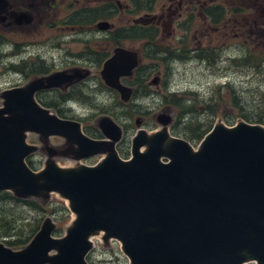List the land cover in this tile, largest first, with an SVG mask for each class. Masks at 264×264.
<instances>
[{"label":"water","instance_id":"1","mask_svg":"<svg viewBox=\"0 0 264 264\" xmlns=\"http://www.w3.org/2000/svg\"><path fill=\"white\" fill-rule=\"evenodd\" d=\"M11 10L9 0H0V25L32 23L27 14ZM156 18L142 17L134 24L148 26ZM98 27L106 31L112 25L103 21ZM139 65L140 53L123 47L104 64L105 84L124 102L133 90L121 78ZM84 77L56 73L1 94L0 192L46 202L59 194L75 219L61 238L48 217L22 250L0 243V264H89L92 238L100 233L105 243L122 244L130 264H264V126L241 121L228 127L219 121L195 149L172 136V118L162 115L160 130H138L133 158L124 161L115 148L123 130L114 120H100L107 141L92 140L81 123L61 119L36 99L40 91ZM28 133L46 145L52 136L65 138L78 146L77 161L107 156L96 166L71 168L49 159L36 172L27 159L39 149L27 143Z\"/></svg>","mask_w":264,"mask_h":264},{"label":"flooded vegetation","instance_id":"2","mask_svg":"<svg viewBox=\"0 0 264 264\" xmlns=\"http://www.w3.org/2000/svg\"><path fill=\"white\" fill-rule=\"evenodd\" d=\"M9 1L12 5L11 12L27 14L31 18L32 23L18 25L14 21H11L8 26H3L7 30L9 29L8 27L14 26L18 29L20 34H25L26 32H29L31 28H37L40 25H44L45 27L49 26L50 29L58 27L57 25H63L64 29L73 33L71 36V41L69 42H55V40L46 39L42 43L43 46H47V44L52 43L51 51L47 52L46 54H43L37 49L36 53H30L28 52V48H26L32 46L30 42H17L16 45L19 48V54L17 57L26 54L29 55L27 58L21 60L19 63L20 66H24L27 62L32 61L36 64L35 73L29 78V76L25 73L8 69L10 72H13L16 75H22L27 79L32 78V80L65 72L68 75L74 76H78L79 72L81 75H84V78L80 80L76 79L74 82L68 85L51 90H43L36 94V99L39 95L52 97L51 102L55 103L58 107L67 109V111L60 109L63 111V113L75 111V108L72 105H75L76 107L79 104L86 105L87 103L94 104L96 108H99L100 103H104L106 101H112V106H114V108L119 106L122 108H128L127 106L130 107L131 105L140 107L142 105V101L150 99L149 95H151V92L145 94V91H147V89H151V86H155L158 89L164 87V90H166L167 93L169 92V89H171V82L168 78L169 75L174 72L175 68L172 64L174 61L170 64L162 63L161 69L157 65L144 64V59L151 60L149 54H151L153 49L152 42L148 39H142V37L139 39H125L123 41H119V31L127 30V32H129L132 27L153 28L158 31L157 38L160 43L158 46L159 49L174 53L177 55V59L181 63H188L194 60L198 62L200 66L205 65L206 69L210 71L217 68L219 69V67L226 62L232 63V61L241 60L242 58L245 59L247 53L251 50L248 45V36L251 41L254 38L255 41H262V44L264 40V1L261 0H253L250 3L252 8L250 9V14L247 12L248 2L246 3V0H171L176 5L175 9L170 7L165 12L167 5L163 4L164 6L162 8L163 11L161 15H147L157 17L153 24L148 26L135 25V19L128 20V23H131H127L124 26H119L117 24V20L113 19L114 16L118 14L119 10L121 11V9L122 14H124L125 11L126 13H130L132 11L130 6H126L124 8L119 7L118 10L112 11L111 18L107 20H92L93 17H90L89 14H92L93 11L100 10L105 3L112 4L115 0ZM92 1H96L94 2L95 7H89L90 5L88 3ZM161 2L162 1H160V3ZM50 13L52 15H50ZM103 21L109 22L112 27L106 31L99 29L98 23ZM2 33L5 34L4 32ZM138 42L140 44L138 50L130 49L126 45L127 43ZM63 43L65 46H63ZM256 43L259 44V42ZM74 46L79 47L77 50H74ZM118 47L135 50L140 53L139 67L133 71L131 76L121 78V82L133 90L131 100L129 102H124L119 92L108 87L102 77V71L105 62L113 56L115 49ZM251 51L253 52V50ZM62 52H64V57L62 60L56 59V56L54 55L56 53L59 54ZM49 55L51 56L48 58ZM224 69L227 70L228 67H224ZM22 85V83H18L16 87H20ZM107 94L110 96V98L106 97V101L99 100V97H105ZM37 101L40 104L42 102H40L38 99ZM51 110L52 113L58 112L53 108H51ZM100 119L97 122L99 127ZM158 119H160V116ZM84 129L86 128L84 127ZM86 135L90 139L96 141L108 140L105 136L100 137L98 135H91V137L88 134ZM59 138L62 139V142L55 144L52 143L50 139L49 144L46 145L43 139L37 135L38 142L41 144V146L31 144L27 141L29 145L36 146L39 149L27 159V164L29 166L32 165V160H34V158L40 157L39 154H43L46 156V160L41 162L43 164V166H41L42 169L45 167V164L49 159L54 160L57 164L58 160L60 159L69 161L67 165L62 166L58 164L62 168H71L78 165L96 166L107 156V154L95 155L77 161L75 156L78 151V146L69 144L65 138ZM123 138L124 131L121 141L115 145V148L119 156L124 161H130L133 158L132 146L131 157L129 159H125L124 157L126 156V150L123 147ZM48 147H51V149L55 152V156L49 155ZM31 168L35 171L33 167ZM1 193H9L15 200L23 201L22 199L15 197L10 191L0 192V194ZM28 200H42L45 202V204L48 202L43 199Z\"/></svg>","mask_w":264,"mask_h":264},{"label":"rangeland","instance_id":"3","mask_svg":"<svg viewBox=\"0 0 264 264\" xmlns=\"http://www.w3.org/2000/svg\"><path fill=\"white\" fill-rule=\"evenodd\" d=\"M13 1V0H12ZM107 1V0H105ZM120 2L121 6L119 7H126L130 6L132 10L130 13L122 14L119 10L118 14L114 16V20H117V24L119 26H124L128 23V20L139 19L142 17H147L148 14H162V8L164 5H167L165 12L168 8L175 9L176 5L171 0H156L154 3V7L151 11L145 12L141 10L137 15H134L135 6L130 3V0H115V2ZM160 1H162L160 3ZM171 1V2H168ZM253 0H246L248 2V14L251 13V6L250 3ZM264 1V0H261ZM96 1H92L88 3L89 7H95ZM11 3V2H10ZM13 3V2H12ZM221 3V2H220ZM164 4V5H163ZM171 5V6H170ZM246 6V5H245ZM177 14V13H176ZM50 15H52L50 13ZM257 16V15H255ZM232 17V16H231ZM131 23V22H130ZM128 23V24H130ZM201 24V23H200ZM58 27L50 29L49 26L40 25L37 28H31L29 32L25 34H20L16 27H8L7 30L2 25H0V32H4L6 36H9L13 42H25L28 41L32 44V46L26 47L28 48V52L36 53V49L43 54L51 51L52 43L47 44V46H43V42L46 39L55 40L57 41H71V36L73 35L72 32L69 30L64 29L63 25H57ZM248 45L251 50H264V40L263 44L260 40L252 41L247 38ZM234 41V40H232ZM256 42H259L257 44ZM261 43V44H260ZM7 47H0V54L4 53L5 51H12L14 50L15 46L12 42L6 43ZM37 44V45H36ZM130 49H139L140 44L138 43H127L126 44ZM63 46L65 44L63 43ZM263 46V48H262ZM79 47V46H78ZM77 46H74L73 49L77 50ZM250 50V51H251ZM37 51V52H38ZM8 53V52H7ZM62 53H56V59L62 60L64 57ZM62 55V56H61ZM29 55H22L20 57H13L12 59H7L6 56L3 58V63L0 60V107L2 106L3 100L1 99V94L7 89H11L16 87L18 83H22V86L27 85L29 82L32 81L33 75H29V78H24L22 75H16L13 72H10L9 65L13 62L15 64H19L22 59L27 58ZM47 56V55H46ZM51 55L48 56V58ZM183 62V61H182ZM143 63L145 64H153L157 65L162 68V63L158 61H152L149 59H144ZM51 64V61H50ZM245 64L241 62L237 63H224L222 64L219 69L215 70H207L205 65L200 66L198 62L192 61L188 63H181L179 61L173 63L174 72L169 75V81L171 82V89H169L170 93H178L179 95L185 92H196L198 93L194 103L199 110V117L201 122H205L206 128L210 125L213 126L221 121L226 126L232 127L235 126L237 123L241 121H245L249 124L253 125H262L260 123H256L253 120V116L257 117L260 114L261 109L264 107V74H258L256 72L250 71L244 66ZM224 67H228V69H224ZM98 78V77H97ZM100 80V77H99ZM227 82H231L230 84L235 87L237 91L238 98L240 99L244 114L248 115V118H241L239 113L240 110H235L233 106H231L232 101L229 97L227 89L221 91L222 99L226 102L224 104H220V101L217 99L215 102L217 103L218 107V115L213 116L211 115L207 109L205 108L206 103L211 98H215V95L218 93V87L223 85ZM151 92L149 95L150 99H146L142 101V105L140 107L131 105L128 108L116 107L112 106V101H106V97L110 98L107 94L105 97H99L100 101H106L104 103H100V107L96 108L94 104H79L75 107V111H68L64 113L54 112L61 118L68 119V120H75L82 123L83 131L88 134L89 136H104L100 131V127L98 126V120L101 118H105L109 116V118H113L119 127L124 131V149L126 150V158L131 157V146L132 140L137 135L138 130L143 129L147 131L148 134H153L157 130L161 129V124L158 122L159 116L162 115H169L172 118V123L170 124V130L172 136L177 138H182L189 141L195 149L198 148L200 145V141H191L189 140L186 133H183L182 127L173 128V123L177 118V111L173 107L166 106L163 100V93H167L164 90V87L158 89L155 86H151V89H147ZM175 93V94H176ZM154 95V96H153ZM155 98V99H154ZM39 101L42 102H51L52 97L41 96L39 95L37 98ZM94 103V102H93ZM233 105V104H232ZM44 106V105H43ZM46 107V106H44ZM50 111L51 108L46 107ZM64 111L67 109H63L62 107H58ZM77 108V109H76ZM139 112V113H138ZM64 115V116H63ZM84 119V120H81ZM100 119V120H101ZM251 119V120H249ZM140 120L142 122L141 127H137L136 121ZM84 127L86 129H84ZM50 137L51 142L58 144L62 142V139L59 137ZM92 137V136H91ZM49 139V141H50ZM27 141L31 144H35L41 146L38 142L37 135L33 133H28ZM50 146V145H49ZM40 157L34 158L32 167L35 171H40L43 166L41 163L46 160V156L43 154H39ZM164 161H167L164 159ZM30 162V161H29ZM69 161L60 159L58 160L59 165H67ZM40 205L45 206L48 209L47 212H39L35 211L33 208L25 206L21 203H8L5 205L6 210L4 211V215L2 217H6L5 215H10L12 217H6L5 219H13V217L19 221V226L21 228H25V232L29 233L31 229L36 228L39 225L41 227L42 223L47 217H52L53 221L58 226L60 233H56L55 237L61 238L65 235L66 230L69 226H71L72 221L75 219L74 214H72L68 209V201L63 199L59 194H52L50 200L45 204L42 200H36ZM66 209L68 214H65ZM53 211V212H52ZM14 220V219H13ZM12 223H15L13 221ZM25 226V227H24ZM30 226V227H29ZM7 229H0V243L6 244L4 235ZM39 232V231H38ZM104 233H100L99 235L92 238L94 243V249L87 257V261L89 264H130L128 257L124 255L121 249V244L116 240H111L109 244H105L103 241ZM13 249V248H12Z\"/></svg>","mask_w":264,"mask_h":264},{"label":"trees","instance_id":"4","mask_svg":"<svg viewBox=\"0 0 264 264\" xmlns=\"http://www.w3.org/2000/svg\"><path fill=\"white\" fill-rule=\"evenodd\" d=\"M156 0H130V3L135 6V12L134 15H137L141 10L148 12L151 11L154 7V3ZM117 2H113L112 4L105 3L102 8L98 11H93L92 14H89L90 17H93L92 20H99L104 19L107 20L111 18L112 11L118 10L119 6L121 4ZM131 29V28H130ZM158 31H156L153 28H136L132 27V29L127 32V30L119 31L118 39L119 41L127 40V39H139L142 37V39H148L152 42L153 49L151 54H149V57L152 61H158L160 63H166L170 64L173 61H179L177 59V55L171 52H166L165 50H161L158 48L160 45L158 38ZM12 42L14 45H16V42H13L9 36H6L5 34L0 32V47L3 45H6V43ZM1 50V49H0ZM0 54V60L3 63L4 56ZM19 54V48L16 45L14 48V51L11 52L9 56L6 57H16ZM11 59V58H7ZM243 62L245 64L244 66L248 69H251L250 71L256 72L258 74H264V50H254L249 51L245 57V59L232 61V63L237 62ZM173 64V63H172ZM10 70L25 73L28 76L35 73V67L36 64L31 62H27L24 66H20V64L11 63L9 66ZM41 69V68H40ZM169 69V68H167ZM44 72V71H43ZM231 82L225 83L223 85H220L218 89V94L215 95V98H211L208 103H206L205 108L207 111L213 115H218V110L216 109L218 107L217 103L215 102L217 99L220 101V104L226 103L222 99V89H227L229 97L231 98L233 108L235 110H240V117L241 118H248V115L244 114V109L242 106V103L240 99L238 98L237 91L235 90V87L230 84ZM145 94H148L150 91H145ZM151 94V93H150ZM163 100L164 104L169 107H173L178 115L176 120L173 123V128H179L182 127L183 133H186L189 140L191 141H201L212 129V125H210L208 128H206L205 122L200 121L199 110L197 109L194 100L198 93L196 92H185L181 95L178 93H163ZM41 102V101H40ZM264 103V101H263ZM42 105L53 108L59 113H63L58 106L53 102H41ZM121 107V106H120ZM126 107V106H125ZM129 107V106H127ZM251 120V119H249ZM253 120L256 121V123L264 124V107L261 109V112L257 117L253 116ZM32 167V165H30ZM10 202L14 203H21L25 206L33 208L35 211L39 212H47V208L40 205L36 200H23V201H17L14 198H12V195L9 193H1L0 194V229H7L5 231V243L7 246L15 249L20 250L25 248L35 237V235L40 230L39 225L36 226V228L31 229L29 233L25 232V228H21L19 226V221L16 220L14 217L13 219H5L6 217H12L10 215H5L6 217H2L4 215V211L6 210L5 205H7ZM53 212V211H52ZM65 214H68V211L66 209ZM15 221V223H12ZM25 227V226H24ZM30 227V226H29ZM56 233H60V230L57 229Z\"/></svg>","mask_w":264,"mask_h":264},{"label":"bare ground","instance_id":"5","mask_svg":"<svg viewBox=\"0 0 264 264\" xmlns=\"http://www.w3.org/2000/svg\"><path fill=\"white\" fill-rule=\"evenodd\" d=\"M144 150H145V147L142 148V151H144Z\"/></svg>","mask_w":264,"mask_h":264}]
</instances>
